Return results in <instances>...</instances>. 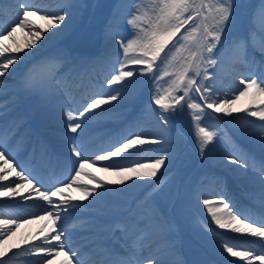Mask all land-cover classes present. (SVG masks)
Returning a JSON list of instances; mask_svg holds the SVG:
<instances>
[{"label": "snow or ice", "instance_id": "obj_1", "mask_svg": "<svg viewBox=\"0 0 264 264\" xmlns=\"http://www.w3.org/2000/svg\"><path fill=\"white\" fill-rule=\"evenodd\" d=\"M15 2L18 6V14L14 26H11V24L9 25L11 31H8L6 27L0 26V33L7 32V35L10 37L16 28L24 27L32 29L34 24L30 17L37 13H47L41 16V19L46 21L47 27L36 32L34 38L26 43L24 48L9 47L3 44V37L0 36V57H3V62H0V78L9 73L10 67H14L16 63L21 61L22 57L19 54L23 53L24 49H33V46L42 38L44 32H47L50 36L53 32L59 33L62 31L67 26V23L74 19L77 10L81 6L80 0H57L56 7L53 9L42 7L36 0H15ZM133 6L135 7V5ZM234 8V0H215V3L209 5L206 9L203 6L200 9H196L194 7V0H159V6L154 10V14L151 17H140L142 26H137L139 31L136 39H128L125 41L119 34L118 29L112 31L115 45L122 49L123 52V57L115 61L119 64V67L114 69L118 74L112 75L107 81L109 86L118 85V87L114 89L116 94H104L102 91H98L95 93L98 98H92L91 102L87 103L86 106L82 105V111H79L78 116H73L65 106L64 111L66 113L65 123L67 133L74 134L77 133L78 130L83 131L85 120H87L88 117L103 115L111 108L112 102L123 99L128 89L133 86H138L142 80L147 81L149 79V74H151L153 82L158 84L160 77L156 76L154 71L157 67V60L162 57V54L167 56V52L177 44L183 47L182 41H191L192 33L197 32L201 27L197 24V21L202 18L207 21L209 16L211 23L204 25L200 38L195 41L197 52L193 53V56L197 58L196 62L186 67L183 72L177 76L176 80L172 82L173 86L166 97H157L154 99V104L160 106L158 122L162 126H166L177 112L184 110L185 105L188 109H199L201 112H206V109H213L215 113H224L228 116H231L233 112H250L252 117H258L260 121H264V100H261L256 110H252L251 107L243 110L233 109L231 107L237 99L248 95L250 89L255 90L254 97L264 96V62L257 64L254 58H250L247 51V42L243 40L233 41V43L244 45L243 58L246 62H250L254 65L253 71L241 81L244 90L239 91V95L235 96L231 101L226 99L220 100L219 97H217L212 102L206 104V109L201 108V105L198 103L193 102L186 104V101L191 99L189 93L193 91L200 93L199 98L205 101L211 98V85L202 87L203 80L198 84L197 76H199L201 70V63H206L210 66L217 64V60L212 58L214 50L218 55L219 50L225 46L226 42L223 38L234 15ZM137 11H139V9H137ZM205 11L209 16L204 15ZM193 12L195 15L191 14ZM261 12H264V5H262ZM20 13H22V15H20ZM186 13L189 14L186 15ZM136 18L134 14L133 19L128 21L129 24H132ZM186 25L189 26L187 29H185ZM192 25H195V27ZM182 29H185L183 33L181 32ZM178 34L180 35L178 36ZM259 50L261 54L264 55V40H261V47ZM25 55H27V53H25ZM77 59H79V64L75 62ZM55 63L59 64L58 68L54 66ZM84 64L85 62L82 59L73 58L63 53L59 54V58H46L45 61H41L39 64L34 65L33 68L29 69V73L26 74L22 85L23 91L25 93L34 91L33 81L31 79L32 73L44 72L49 81H55L57 84H61L66 75L77 76L86 73L87 68L84 67ZM128 66H131V70H125ZM65 69L67 70L66 72L64 71ZM190 71L193 73L192 75H188ZM59 91H64V95L68 98L66 104L72 102L73 98L66 89L61 88ZM176 91H183L184 95H175ZM0 96H8L7 101L0 100V119H2L5 110L15 103V99L9 96L8 91H5V85L2 80H0ZM166 100L171 102L166 103ZM217 100H219V103H217ZM74 110H78V108ZM82 117L84 118L83 120H81ZM75 120H80V122H74ZM194 121L198 133L200 134V150L203 154L206 146L217 137V133L209 131L207 127H200L202 121L201 115H195ZM247 123L250 127L246 130V134L259 146L261 155L256 157L241 148L240 152L243 153V155L229 152L225 155L224 159L225 163L236 166L245 176H247L250 169L257 173L259 198L256 202L261 208L260 217L258 219L253 218L242 212L238 214L237 211H234L237 205L220 189L213 192H198L197 200L200 201L207 210V213L210 215L215 225H217L219 229L226 230L225 234L230 232L264 238V226H257L264 225V124L256 127L254 121H247ZM137 132L138 134H130L131 138L123 136L114 141L110 146L99 149V151H103L104 154L95 155L94 159H92L93 154L85 150L82 142H77L74 139L68 141L69 152L71 153L70 159L73 165L78 163L79 168L69 169V172L75 170L76 175L71 177V182L65 184L64 187L70 188L73 183L77 182V177L84 171L85 163L88 160H92V163L108 161L110 167H116L114 163L116 158L126 160L127 156H132L137 152L143 151L144 146L151 147L164 142L162 138H158L156 135L148 133L143 129H138ZM10 134H15V129H11ZM3 137L4 128L3 125L0 124V160H3L5 164L9 165L8 169L0 170V172L11 171L16 178L27 181L28 186H32L34 180L37 184L42 183L39 177L30 169L20 165L22 170L16 171V168L11 166V160L5 158V151L2 150L4 148ZM109 147L111 150H109ZM8 155L11 156V159H16L10 152ZM159 156V159L142 157V159L149 160L150 162L148 163L130 161L132 164L131 167H122L118 169V174L121 178L117 181L107 183L100 181L97 187L78 185L82 189V195L78 199L80 201H84L89 197L95 199V196L99 195L101 191H109L111 185L127 186L128 182L136 183L144 181L147 178L156 177L158 171L166 163L168 158L166 153H160ZM26 172L28 175H25ZM86 175L91 176L93 181L98 179L91 173H86ZM29 176L32 178L30 179ZM0 180H6V177L0 174ZM9 183H11V181H9ZM5 187V185H0V189H4ZM22 187H24V185L16 184L15 189L0 190V195L6 197L16 196L19 194V189ZM26 190L30 193L36 192L38 199L46 201L47 206L53 209L51 211L46 210L45 215L52 221L53 228L50 230V233L55 234H46L42 238V241H48L47 244L28 245V250L34 248L37 253H43V257L39 258L46 260L49 256L58 254V250H64L66 246L65 241L67 239L65 236L66 229L59 222L70 210H75L74 201L77 198H64L61 199L58 204H53L54 197L64 196L61 187H56L55 190L52 191H40L36 187H30ZM202 196H211L213 199L201 200ZM23 198L28 199V197ZM15 226H18L16 220L0 221V237H5L10 234ZM117 227H119V225H117ZM223 235L224 234L218 235V239L221 240L222 249L225 250L226 253L231 254L232 257L242 258L246 264H253V261H259L260 264H264V254L256 255V249L239 251L237 248L241 247V245L230 246L229 243L223 241ZM62 237H64V239H62ZM142 238V236H138L137 240L133 241L132 248L136 249V251H129L126 257H119L118 254L105 248L103 242L98 240L96 242L97 258L92 261V264H173L172 261L160 255L158 251L155 253L150 252L147 255H141L142 245L139 244L138 241ZM229 239L236 238L229 236ZM51 241H55V243H51ZM260 242L264 244V241ZM16 248L20 251H24L20 249L19 245H17ZM261 251H264V249H261ZM64 255L68 257L67 264H73L74 258L75 264H83L78 253L71 247L68 248V251H65ZM5 256L6 253L0 250V257ZM0 264H4L3 259H0ZM231 264H238V262L232 261Z\"/></svg>", "mask_w": 264, "mask_h": 264}, {"label": "bare ground", "instance_id": "obj_2", "mask_svg": "<svg viewBox=\"0 0 264 264\" xmlns=\"http://www.w3.org/2000/svg\"><path fill=\"white\" fill-rule=\"evenodd\" d=\"M260 1L262 4L259 8V11L256 13V16L253 18V25L259 32H261V34H263V37H264V12H261L262 5H264V0H260ZM81 2H82V0H80V3ZM41 3L42 2H39L40 5H41ZM98 3H99V1H97V2L95 1L92 8L90 7L89 15L87 17V20L85 21V31H84V33H82L81 36L76 37L77 41L79 43H82L83 40L87 38V35H88L87 33L90 31L89 29H91L92 21L95 18V13L98 11V7H99ZM34 32H33V34H34ZM101 36L107 37V38L109 37L104 32L101 33ZM246 39L249 40L250 35H248V37H246ZM68 41H66V43L64 42V40L59 42L58 48H62V47H68L69 48V45L67 43ZM107 41L111 42L108 39H107ZM71 43H73V42H71ZM71 43H70V45H71ZM113 45H115L114 42H113ZM8 46L12 47V48L18 47L16 45V43H14V42L10 43ZM77 46H82V44H78ZM185 53H186V50L183 48L179 51H176L174 54L172 53L171 55H167L165 57V59L163 60V62H159L161 65L158 68V72H157L156 76L160 77V79H159L158 84L155 83L157 89L164 87V88H167L169 91L171 90V88L173 86L172 82L174 80H176L177 76L181 72H183V70L185 69V66H187L185 63V59L183 57L185 55ZM37 55H40V54H38V53L32 54L33 58H31L30 60H27L25 62L26 66H29V68H31L34 65L33 60H36ZM56 56L59 57L58 52H57ZM79 58L85 62L84 66L86 64H89V63H91L93 66H96L98 63L106 61L105 60L106 57L102 56L100 54L90 57L86 53H83L82 55L79 56ZM89 59H91V60L89 61ZM77 64H79V59H78ZM113 64L114 63H112V65ZM118 67H119V65H118ZM125 70H131V66H128ZM233 72L235 75H239V74L245 75L246 74L245 72H241L238 69H233ZM11 74H14V78H16V79H18V77L20 76V79H18V81H17V83H19V84L21 83V81L23 83L25 80V77H26L22 73V71L20 69H17V68L15 70L14 69L9 70V73L6 75H11ZM105 74L106 73L102 72V75H105ZM4 78L5 77H2V78H0V80H3ZM13 82H16V81L13 80ZM5 84L6 83L4 82V85ZM250 94H251V91L249 90L248 95H250ZM175 95H182L181 91H176ZM214 99H215L214 97H211V99H209V100H214ZM236 108H237V105H234V109H236ZM139 109H141L140 114L143 113V114H145V117H146L141 124L142 125L141 128L143 127L144 131H146V132H148L149 129H153L154 130L153 132H155L156 134H159V135L162 134V132L164 130L158 129V123L154 120L155 115L157 113L153 112L152 110L148 111L147 107H145V108L140 107ZM139 109L137 110V113H139ZM234 113H236V112H233L231 116L224 117L222 119L223 122L228 124V125L233 126L235 124V122H238V121L243 119L242 115H238V114H234ZM109 114H106V115L103 114V115L108 116ZM195 115H201V117H202L200 127H207V129L209 131H213L216 133H218L222 130L223 125L221 126L220 120L214 121L213 120L214 118L210 117L206 112H201L199 109H188L187 106H185L184 110L181 112V117H180L181 126L174 124V128L177 129L178 132L180 131L182 133H183V129L188 130V132L190 133L191 139L196 142L197 139L199 138L200 134L198 133V129H197L196 123L194 121ZM147 120H149V122H146ZM155 128H157V129H155ZM222 132H223V130H222ZM216 139H217V137H216ZM184 140L185 139H183L181 137L173 144L174 145L173 148L170 146L166 149L163 148V150L165 151L164 153H166L167 157H168L166 160V163L171 160V158H169V156L171 154H174L177 157L176 166L173 168L174 169L173 172L175 174L177 172H179L180 170H182L184 167L191 166V163H192L191 160L195 157V154L190 150L188 145H185V146H187V148L184 151L183 150L181 151V148L185 144ZM199 146H200V143H199ZM208 146H209V144L206 146L204 152H205V155L208 158H210L212 161H218V160L221 161V159H220L221 153L227 154L229 152H233L235 154L240 155L237 152L229 151V150H224V151L220 152L219 154H215V153L211 152L209 149H207ZM156 147L157 146L152 147L150 149H149V147H146L145 150L137 153L135 156L136 157L138 156L139 159H142V157H148L152 152L155 151ZM6 150H7V148H6ZM159 150H160V148H159ZM9 151L10 150H7L6 152L8 153ZM152 156H150V157L152 158ZM130 159L131 158H129L128 160H125V161H129ZM145 161H146V159H145ZM122 162H124V159H119V160L114 161L116 167L112 168L110 170L99 169L98 173L101 175V177H97L98 179L96 181H93L92 179H91V181L94 183H99L101 181L102 177H104L106 180H109V181L119 180L121 177L118 174V169L121 167H119L118 165L121 164ZM166 163L158 171L156 177L147 178L144 181H139L136 183H129L127 186L122 185L126 190H129V191H134V189H137L136 190V193H137L143 183H146V184L150 183L151 184V186L148 187L147 189H145V191L142 193L141 196H142L143 200L140 201V199H138V196L134 195L132 202L128 201L126 204H124V209H125V212L123 213L124 217H128L129 219L140 218L142 216V214L138 213L137 209L142 210L144 213L147 212L150 214H159V216H161L162 218L164 217L163 215L165 214V210L163 209L164 208L163 205H166L169 197L173 196V194L175 193V189L171 188L174 178H172L170 176L167 177L165 175L167 179L164 178V181L162 182V184H160V186H158L157 188L155 185L156 182H153L152 179L156 178L157 183L160 182L158 180V178L162 177L160 174L161 173L160 171H163L164 169H166ZM70 164H71V162L69 161V159L66 156H64V168H65V170L70 169ZM131 166H132V164H129L127 167H131ZM201 170H202L201 166L198 165V166H196V168L193 171L190 172V174L186 177V179L184 181V188L187 191L189 190L190 192L193 193L192 194L193 200L191 197V200L194 201L193 205L196 207L199 206L201 210L207 212V210L203 207V205L200 203V201L197 200V193L198 192H202V191L203 192H213V191H216L217 189H220L226 194V196L228 195V193L225 191V188H224L225 181H224L223 177H220L217 175L213 179V184H215L216 187L213 185H211L212 187L210 186L209 181H211V179H210L211 177L209 175L206 177V179L208 178L206 183H201V184L195 185L194 184L195 177L199 176L201 174ZM84 173H86V172H84ZM205 173H207V172H204V174ZM233 174H234L233 176L235 178L236 176H238L239 173L234 172ZM162 179H163V177H162ZM1 182H0V184L6 185L8 181H1ZM174 184H175V182H174ZM237 185H238V183H237ZM29 187H31V186H29ZM110 194H112L111 197L113 198L114 193L110 192ZM111 197L106 198V196H105L104 198L112 201L113 199ZM227 197H229V196H227ZM202 199H210L211 200L213 198L211 196H202L201 200ZM144 200H145V202L142 203V201H144ZM184 200H185L184 197H181V196L179 197V199L175 202V205L173 207V212L180 219V221L183 223L185 230L187 232H189L191 235H193L196 239H199L204 244V246L208 247V249L211 252L216 254L218 257H221L224 259L226 251L222 249L221 240L218 239V236L213 235V234H212L213 236L211 235V233L209 232L210 228L205 229L203 226H201L199 223H197L196 218H197V220H199L198 216L195 215L194 213H191V211L188 209ZM231 200H232V202H234L237 205V201L234 198H231ZM257 206L259 207V205H257ZM25 207H27V208H25ZM237 207H238V205H237ZM50 208L51 207H49V206H43L41 204H35V203H31V204H28V205L22 207L23 210L20 213L21 214L20 219L13 218V217L9 219V220H16L17 225H18L15 228H13V231L11 232V234L14 233V235H13L14 238H16L19 235H22L24 230H27V228L30 229L32 227L31 225L25 227L24 226L25 224L23 223V220H25V219H23V218L35 216L38 213L37 211H39V210L42 211L44 209H50ZM235 210H237L238 214H240L242 212L245 215H247L244 212V210H239L237 208L234 209V211ZM0 213L5 214V215H7V214L10 215L12 213V211L0 209ZM71 222L74 223V222H76V220H72ZM116 222L120 223V218L117 219ZM162 227H164V226H162ZM162 231H163V228L159 227L155 231L158 234L153 237V240L147 239L145 237L146 240H144V242H142L140 244L142 245L143 243L145 244L147 242L153 243L156 239L160 238ZM46 234L53 235L55 233H50V229L47 227ZM69 236L73 239L72 234H69ZM176 238L177 237L174 234H171L170 238H168L167 240H165V239L158 240L157 244L153 245L145 255L149 254L150 252L155 253L158 251L160 255H162L164 258H167L166 247H165L166 242L171 239V240H174L173 243L176 244V241H177ZM62 239H64V237H62ZM68 241H69V243L66 244V242H68ZM12 242H13L12 239L10 241H6V244L4 245V247H8ZM184 242H185V244L182 247V250L185 254V257H186V260L188 261V264H203V262H204L203 257L201 256L200 252H198L195 248L192 247V245L189 243L190 242L189 239L187 238L186 241H184ZM226 242L229 243L230 246L241 244V242L238 240H227L226 239ZM52 243H55V241H52ZM65 244H66V246H65L64 250H62V252H60V250H58V254L53 255L50 260H47L45 262H43V260H42L40 263L41 259H39V261H36L34 264H67L68 257H66L64 255V253H65V251H68L69 247L73 246V243H71L69 239H66ZM75 251L78 253L79 257H80V255H82V253L80 251H78V250H75ZM234 260L238 261L239 263L246 264V262L243 259L236 257ZM83 263H84V261H83ZM73 264H75V258H74ZM86 264H91V262L86 263ZM211 264H214V263H211Z\"/></svg>", "mask_w": 264, "mask_h": 264}, {"label": "rangeland", "instance_id": "obj_3", "mask_svg": "<svg viewBox=\"0 0 264 264\" xmlns=\"http://www.w3.org/2000/svg\"><path fill=\"white\" fill-rule=\"evenodd\" d=\"M46 2L48 4L44 6L45 8L53 9V8L56 7V2L55 1L52 3L51 0L50 1L46 0ZM213 3H215V0H194V7L196 9H200L203 6L206 9L209 5H211ZM234 4H235L234 15H233L232 20H231V22H230V24H229V26L227 28L226 34H225V36L223 38L225 42H230V41L233 42L237 38L241 37L242 35L247 34L249 31L252 30V25H253V19L252 18L255 15V13L257 12V10L260 8V5H261L259 0H234ZM93 5H94V3H93ZM133 5H135V7ZM89 6H91V4L87 2L86 7L81 9V10H78L76 12V15H75L74 19L70 20L67 23V26L62 31H60L59 33L53 32L52 35H54V36L57 35V37H56V39H57L59 34L63 33L70 24H73L74 22H78L80 17L83 14H84V16L86 15V12L89 9ZM92 6H91V8H92ZM158 6H159V0H102L101 5L99 6V12L97 13V16H96V20L94 21V24L92 25L91 30L88 33L89 36H90L89 42H90V39H94L95 38V34H96V32L99 31L100 28H101L100 32H101V30H108L107 25L111 26V30L112 29L113 30H117L118 29V31L120 32L121 37L122 38L125 37L126 40H128V39H136L138 31H139V30H137V28H138L137 26L138 25L142 26V20L140 19V17H146V18L147 17H151L154 14V10H156L158 8ZM137 9H139V11H137ZM13 12L14 13L18 12V6L16 5L15 0H1L0 1V26L8 28V31H11V27H9V25L11 24V26H14V22L16 21V18L12 15ZM103 12H104V15L102 17ZM39 14L45 15L47 13H37L36 15H33V17H35V19H34V27L37 26L40 30H42V29L47 27V24H46L45 20L41 19V17H38ZM134 14H135V16L137 18L134 20V22L132 24H129L128 21L133 19ZM187 14H189V13H186V15ZM191 14L195 15L194 12L191 13ZM20 15H22V13H20ZM204 15L205 16H209V14L206 11L204 12ZM202 21H203V24H202ZM100 22H102V26L99 28V23ZM209 23H211L210 16H209V19L207 21L203 20V18L201 20H198L197 24H199L201 27H200V29L197 32L192 33V40L191 41H182L181 43H183V45H184L183 47H181L180 44H177L175 47H172L171 50L167 52V55H169L171 53H175L176 51H179V50H181L183 48L184 49L186 48L185 50H187V53H188L189 56H190V51L192 50V56H191V60H190V65L195 63L196 60H197V58L193 56V53L197 52L195 41L200 38V34L202 32V29H203L204 25L205 24H209ZM192 26L195 27V25H192ZM34 27L32 29H30V30H28L27 28H24V27L16 28V30L14 32H12L10 37L7 35V32L0 33V36L3 37V40H2L3 44L9 45L11 43V40H12L10 38L12 36H16L18 39H20V40H18L19 42H18L17 46L23 48L24 44L28 43L30 40H32L34 38L35 33L37 32V30L34 29ZM188 27L189 26L186 25L185 29H187ZM185 29H182L181 32L183 33L185 31ZM33 32H34V34H33ZM44 33L46 35L45 41L48 40V38L50 36H52V35L49 36L47 32H44ZM179 35L180 34H178V36ZM42 40H44L43 37L35 45L41 44L40 41H42ZM62 40H64V38ZM65 40L66 41L70 40V41L67 42L68 45H70L71 42H73L72 44H75V46H77L78 44H82V43H79L77 41L76 37H74L73 39H72V37L71 38L67 37V39H65ZM65 40H64V42L66 43ZM258 48L260 49L259 46H258ZM104 49L107 50L106 47ZM239 49L241 50V48H239ZM28 50L29 49H24V52L22 53V55L24 53H26V51L28 52ZM255 52H256V55L258 54L262 58L264 57V55L261 54L260 50L259 51L255 50ZM241 54L243 55V53H241ZM249 56H250V58H254V60L256 61L257 64L259 63V61L255 57V55L250 53ZM21 57H22V59L24 58L23 56H21ZM49 57H51V55H49ZM122 57H123V55L119 59H121ZM165 57L166 56H164V54H162V57L157 60L158 67L160 66L159 62L163 61V58H165ZM189 59H190V57H189ZM189 59H188V61H189ZM1 61H3V58L0 60V62ZM20 62H18L16 64L19 65ZM248 63L251 64L250 62H248ZM248 63L246 64V63L243 62V63H238V64H235V65H237L238 68L244 69V71L248 72L249 70L253 69V67H254L253 66L251 68L248 65ZM116 64H118V63H116ZM201 64H203V63H201ZM203 66H205L206 68H209L210 65L203 64ZM115 68L116 67H113L109 71L113 72ZM11 69L15 70V67H12V68L10 67V70ZM200 75L201 76L197 79V83H200V81L203 80V83L207 86V83H210V81L207 82V81H204V80L209 79L210 78L209 75L207 73L204 74V71H201ZM231 75L234 76L233 74H231ZM111 76H107L108 79L111 78ZM226 76H228V74H226ZM104 77L100 81H98L99 86H105V87L108 86V84H107L108 79L106 77L105 80H104ZM203 77H205V78L203 79ZM149 79H151V77H149ZM139 87H141V82H140V84L138 86H133L132 88L128 89L127 90V94L129 96L132 95L134 93L133 89L134 88L139 89ZM143 87L144 86L142 85V90L143 91L152 93L156 97H165V96L168 95V92H169V90H167L166 88H164L160 92H157L155 90H152L151 86L148 89H146V90H144ZM202 87H203V85H202ZM212 87H216V88L219 87L220 88V89L218 88L219 93H217L218 97H221L220 100H224V99L228 100V98L225 97L223 94L226 93L227 90H229V93H230L231 88H229L227 85L222 84L221 79L217 80V81H214L212 83ZM212 87L210 89V92H211V94H214V92L211 91ZM239 90H241V89L237 88L236 91L232 93L233 95L235 93V95L233 96L232 99H234L235 96L239 95ZM189 95L191 96V92L189 93ZM261 97L262 96H257L256 97L258 99H256V101H257L256 105L252 104L253 105L251 107L252 110H256L257 109V106L260 104V102L262 100ZM151 98H152V96H151ZM232 99H230L229 101H231ZM191 100H193V99H191ZM195 101L198 103L197 100H195ZM245 101H246V98H244V96H242L239 99H237L235 101V103L231 105V107L234 109V105H237L236 109L243 110V109H245V106H247V104H245L243 106V103ZM89 102H91V99L88 101V103ZM165 102L166 103H170L171 101H167L166 100ZM217 103H219V101ZM155 107L158 108V111L160 113V106L158 105V106H155ZM181 112L179 113L178 122H177L178 124L175 122V124L178 125V126H181V120H180ZM216 114H217L216 116L215 115L213 116L216 120L218 118H221V117H224V116L225 117L228 116V115H226L224 113H216ZM247 117L251 118L252 121H254L255 123L260 122V119L258 117H252L250 112H248ZM221 123H224V122L221 121ZM245 128L246 127L239 126L237 124L236 126L229 125V128H227V130H229L232 133L234 138H236L237 140L241 141L244 144L242 146H244V150L245 151L253 152L252 146L254 147L255 142L253 144L254 140H252L246 134V130L249 127H247L246 130H245ZM174 131L177 134V137H176V140H175V142H176L179 138L183 137L184 134L182 132H180V131L178 132L177 129H175V128H174ZM183 131L187 132L189 138L191 139V136H190V133L188 132V130L183 129ZM130 134H138V132L137 131L128 132L124 136H128V138H131ZM218 138L220 139V141L222 143L221 147H217L218 143H217L216 138H214V142H216L217 144L210 142V147H212L213 149L216 148V149H218V151H222V150L225 149V146L223 145L224 142L222 141L223 139L221 137H218ZM220 141H218V142H220ZM245 147H248V149H246ZM211 152H213V150ZM155 154L159 155V153H155ZM175 156L176 155H174V157ZM157 158L159 159V157H157ZM218 161L217 162H212L214 168L212 166H209V170L211 172H213V174L217 175V173H218V174L221 175V177H223L224 173L222 175L221 174L222 173L221 170L224 171V172H227V173L228 172H232V169H234V171H236V170L239 171L236 168V166L228 164V163H225L224 157H223V159L221 158V161H219V162ZM176 162H177V158H176ZM85 164H86V167H87L86 170L88 171V173H91V171H92L91 169H95L94 168L95 164L92 163V161H89V162H87ZM175 166H176V164H175ZM239 173L243 175V173H241L240 171H239ZM245 179H247L249 181H252V183H255L257 181V174L255 172L251 171V169H250L248 174H247V176L245 177ZM163 180H164V178H163ZM129 183H131V182H128V184ZM80 185H84V184H80ZM72 186L75 189V193H71V194L76 195V194H78V193H80L82 191L81 187H79L78 185L72 184ZM119 186L123 187L124 185L123 186L119 185ZM249 186H250L251 190L252 189L256 190V192L259 193V186L258 185L252 184V187H251V185H249ZM15 187H16V185H14V186L11 185L10 187L6 188L5 190L15 189ZM2 190H4V189H2ZM164 207H165V205H164ZM0 241H2L0 243V246L1 245L4 246L6 244V241H8V240H7V237H3V240L1 239Z\"/></svg>", "mask_w": 264, "mask_h": 264}]
</instances>
